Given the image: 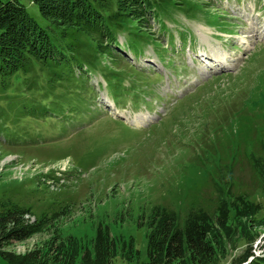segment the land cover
Returning <instances> with one entry per match:
<instances>
[{"label": "rangeland", "instance_id": "rangeland-1", "mask_svg": "<svg viewBox=\"0 0 264 264\" xmlns=\"http://www.w3.org/2000/svg\"><path fill=\"white\" fill-rule=\"evenodd\" d=\"M20 2L54 37L37 5ZM179 8L145 24L140 53L119 34L116 62L105 56L101 70L80 76L76 68L64 88L41 77V93L29 94L41 113L13 122L15 140L0 98L9 117L0 130V201L57 212L54 228L15 252L40 246L53 229L88 244L102 223L139 251L112 264H147L139 223L156 206L183 219L194 201L211 212L223 204L231 215L207 264L264 254V0H183ZM109 67L123 77L113 78V91L103 78Z\"/></svg>", "mask_w": 264, "mask_h": 264}, {"label": "trees", "instance_id": "trees-1", "mask_svg": "<svg viewBox=\"0 0 264 264\" xmlns=\"http://www.w3.org/2000/svg\"><path fill=\"white\" fill-rule=\"evenodd\" d=\"M31 1L55 30L54 37L35 21L20 0H0V98L8 101V107L2 110L12 117L8 128L14 130L7 133L10 140L21 136L15 125L19 116L38 120L43 104L30 101L29 94L41 93V77L50 89L55 84L64 88L65 82L76 78V68L79 76L86 70H101L98 63L105 56L117 60L113 48L120 46L119 34L135 54L140 53L139 32L145 24L152 19L159 21L168 14L167 9L180 10L183 5V0ZM109 70L103 78L107 90L113 91L119 83L112 80L119 73L113 67ZM122 78L119 76V82ZM113 99L117 101L118 96L113 95ZM6 118L8 115L2 112L1 131L7 127L3 122ZM187 205L183 219L173 210L156 206L139 223L147 229V264H207L214 259L221 231L230 232L229 209L220 204L211 212L194 201ZM32 208L31 204L0 201V259L8 264H76L77 259L81 264H112L118 254L129 260L139 252L132 237L127 241L116 238L108 225L99 223L88 244L53 229L40 246L17 253L13 249L16 243L54 226L57 212L37 215ZM249 255L245 253L234 264L245 262ZM246 264H264V254Z\"/></svg>", "mask_w": 264, "mask_h": 264}, {"label": "bare ground", "instance_id": "bare-ground-1", "mask_svg": "<svg viewBox=\"0 0 264 264\" xmlns=\"http://www.w3.org/2000/svg\"><path fill=\"white\" fill-rule=\"evenodd\" d=\"M209 48H211V50H213L215 47H212V46H210V44H209V46H208ZM215 57L218 59V60H222L223 59V57H224V52H222V51H217L216 53H215Z\"/></svg>", "mask_w": 264, "mask_h": 264}]
</instances>
